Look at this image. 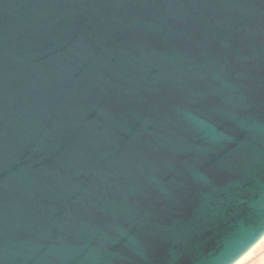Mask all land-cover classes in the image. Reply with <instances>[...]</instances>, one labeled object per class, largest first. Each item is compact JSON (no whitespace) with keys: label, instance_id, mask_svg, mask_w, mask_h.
Listing matches in <instances>:
<instances>
[{"label":"water","instance_id":"1","mask_svg":"<svg viewBox=\"0 0 264 264\" xmlns=\"http://www.w3.org/2000/svg\"><path fill=\"white\" fill-rule=\"evenodd\" d=\"M264 233V0H0V264H232Z\"/></svg>","mask_w":264,"mask_h":264},{"label":"clouds","instance_id":"2","mask_svg":"<svg viewBox=\"0 0 264 264\" xmlns=\"http://www.w3.org/2000/svg\"><path fill=\"white\" fill-rule=\"evenodd\" d=\"M261 249H264V233L259 236L258 241L253 246L252 252L246 253L244 256L234 260L232 264H264V253L253 256V253L259 252Z\"/></svg>","mask_w":264,"mask_h":264},{"label":"bare ground","instance_id":"3","mask_svg":"<svg viewBox=\"0 0 264 264\" xmlns=\"http://www.w3.org/2000/svg\"><path fill=\"white\" fill-rule=\"evenodd\" d=\"M252 250H253V247H251V249H249L246 253L252 252ZM246 253H245V254H246ZM261 253H264V249H262L260 252H258L255 256H258V255L261 254ZM245 254H244V255H245ZM244 255H243V256H244ZM253 256H254V253H253Z\"/></svg>","mask_w":264,"mask_h":264},{"label":"rangeland","instance_id":"4","mask_svg":"<svg viewBox=\"0 0 264 264\" xmlns=\"http://www.w3.org/2000/svg\"><path fill=\"white\" fill-rule=\"evenodd\" d=\"M261 250H262V249H261ZM261 250H259V252H260ZM257 253H258V252L254 253V256H255Z\"/></svg>","mask_w":264,"mask_h":264}]
</instances>
